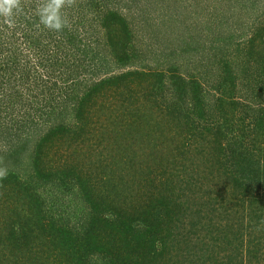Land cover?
<instances>
[{"label": "trees", "instance_id": "trees-1", "mask_svg": "<svg viewBox=\"0 0 264 264\" xmlns=\"http://www.w3.org/2000/svg\"><path fill=\"white\" fill-rule=\"evenodd\" d=\"M85 1L73 0L77 28L57 30V25L64 23L57 19L60 0H0V103H8L0 109V260L3 257L8 264H90V259L97 256L102 264H264V157L254 158L253 153L258 149L253 151V134L261 132L264 137V72L260 77L257 69L252 70L249 95L256 107L252 109L234 100L238 93L231 69L239 64L234 58L238 62L243 58L242 51L215 31L207 34L206 43L201 39L184 40L179 52L187 54L188 69L179 73L182 66L171 59L179 52L173 55L171 51L159 70L147 72L152 74L148 80H152L137 96L131 84L140 88L147 73L146 66H134L140 57L133 47L135 27L128 12L123 14L105 0L85 32H94L97 44H101L99 38L103 39L110 62L106 65L98 61L104 74L95 73L96 78L85 80L89 83L83 85L84 80H77L80 71H74V63L81 53L88 54L83 44L89 45L82 44L80 36V28L87 26L83 12L89 1ZM131 2L137 4L136 0ZM50 7L51 15L45 11ZM87 21L89 25L90 20ZM258 25L259 22L250 25L255 32L253 41L264 37V27ZM32 54L36 56L35 63L31 61ZM193 56H199L195 69L191 67L196 62ZM246 57L249 58L248 53ZM258 58L264 71V57ZM215 67L224 76L221 81L225 76V80H231V101L227 106L231 113H239L238 126L226 118L222 99H215L213 108L217 113L213 114L212 105L203 95L201 80L210 77L208 70ZM114 69L119 71L113 72ZM242 73L246 80L247 71ZM39 99L46 104L36 109ZM106 99L113 101L108 103ZM138 100L170 110L173 120L185 121L187 125L191 120L208 123L210 118L211 125L200 129L207 134L205 140L208 135L213 138L211 156L225 167L224 175L233 194L230 200L219 204L218 195L200 194L195 186L191 193L182 195L183 188L176 183L160 182L157 186L166 193L160 198L149 193L150 199H145L139 213L133 215L117 205L123 202L124 189L115 184L121 182L118 175L115 178V171L112 170L108 181L98 180L102 185L98 189L92 179L75 172L77 160L61 169L53 167L54 163L47 165L45 159L52 148H61L63 139L67 149L75 146V150L88 141L93 149L88 146L90 151L86 152H97L101 143L97 138L92 141V137L102 134V130L93 127L100 121L93 122L92 117L103 116L104 127L111 122L113 106L114 113L120 111L114 102L125 106ZM18 103L34 104L30 110L21 111ZM48 103L57 105L49 107ZM47 106L54 122H44L46 131L41 134L42 130L32 123ZM30 115L32 120H23ZM217 115L222 120L212 124ZM11 116H22V120L13 121ZM243 129L252 132L249 148L244 143L247 135ZM71 156L73 159L74 152ZM47 187L67 197L76 193L89 209L86 221L78 227L69 226L68 219L60 213L59 200L47 203L38 192ZM112 187L117 190L112 192ZM97 190L104 193L103 199L99 200ZM11 195L15 205L22 197L21 206L26 207L15 213L17 207L7 204L13 202ZM238 212L240 216L236 215ZM206 221H211V225L201 227Z\"/></svg>", "mask_w": 264, "mask_h": 264}, {"label": "rangeland", "instance_id": "rangeland-1", "mask_svg": "<svg viewBox=\"0 0 264 264\" xmlns=\"http://www.w3.org/2000/svg\"><path fill=\"white\" fill-rule=\"evenodd\" d=\"M80 1L84 2L85 0ZM88 1L83 12L87 26L80 28L83 31L80 32L81 39H83L81 41L82 44L87 43L89 45L83 44L84 51L88 53V56L81 53L74 63L77 66L74 71H80V75L76 76L77 80H84L82 81L83 85L89 83H86L85 80L96 78L94 77L95 73L104 74L105 70L100 69L98 66L100 62L98 64L97 62L101 60L107 65L111 57L108 55L106 44L103 46V39L99 38L101 44H97L95 41L98 36L94 32H85L94 23L98 13L104 7L102 3L105 0ZM108 1L111 7L118 8L123 14L128 12L127 15L131 16L130 19L135 27L136 35L133 47L140 52V57L136 60L137 62L134 66L137 68L143 65L146 66L144 68L146 73L159 70L160 64L165 62V56L171 51H173V55L174 52L175 54L179 52L184 40L189 42L192 39H201L206 43V39L209 38L207 36L208 33L215 31L221 33L222 37H225V41L228 39L234 46H238L243 56L239 62L238 58L233 59V61L239 63L231 69L232 78L235 76V80H232V83L236 86L238 93L234 100L239 103H245L252 109L256 107L255 103L250 101L249 85H251L250 82L253 78L252 70L257 69L256 72L260 74V77L261 73L264 72L262 70L263 64L258 58L259 56L264 57V37L253 41L255 32L250 25L253 22H259L258 27H264V0H157L156 3L147 4L143 0H136L137 4L132 3L131 0ZM60 4V13L57 19L64 20V23H60L57 30H66V27L77 28L78 17L75 14L77 11L74 9L73 0H60ZM89 4L93 6L89 8ZM96 6L98 7L97 9H95ZM209 10L214 15H211ZM45 11L49 12V15L53 13L51 7L48 10L45 9ZM87 19L90 20L89 25ZM247 53L249 58L246 57ZM251 53H253L252 57L250 56ZM94 54L96 55L95 59L92 58ZM193 57H195L196 62L192 63L191 67L193 66L192 69H195L194 65L199 61V56ZM186 58L187 54L183 52H179L171 58L173 62H177L182 66L179 71L180 74H183L188 69ZM35 59L36 56L32 54V63H35ZM253 59H256V63ZM241 62L244 65H241ZM245 65H247V69ZM258 69H261V71L259 72ZM242 70L247 71L246 80ZM118 71L116 69L113 70L116 73ZM208 72L211 73L210 77L203 78L201 85L206 102L212 105V113H217L213 108V104L216 101L215 99L220 98L222 103L226 104V110L224 109L227 113L226 118L233 120L235 126H238L239 113H231L230 108L227 106L231 101L229 98L231 96V80H225L227 77L225 76L224 81H221L224 76L216 72V67L212 68L211 71L208 70ZM150 75L148 73L145 74L146 79L141 80L140 88H136L134 84H131L133 89L136 90L137 96L142 94L143 89L148 86L147 83L152 80H148ZM220 82L221 84H219ZM226 86L227 88L223 90V87ZM242 86L245 88L242 89ZM113 100L116 101V98ZM113 100L106 99L105 102L112 103ZM38 101V106L35 105L36 109H39L42 104H46L42 103L40 99ZM114 103L118 105L120 111L114 113L116 106H113L110 116L111 122L105 125L107 128L103 127V116L100 118L92 117L93 122L96 119L100 121L93 127L97 128V131L102 130V134L96 133L92 137V141L97 138V141L101 143L96 150L97 152H92V154L86 152L90 151L88 146L91 148L88 141L84 142L83 145L80 144L75 150L73 148L75 146L67 149L65 139H63L61 148L57 149L56 146L52 148L50 156L45 159L46 162L48 161L47 165L54 163L53 167L61 169L77 160L75 161L78 163L75 172L81 177L92 179L98 189L102 186L101 184L99 185L100 182L98 180L105 178L108 181L109 176L113 174L112 170L115 171V178L117 179L118 175L121 180V182L115 184L124 189L123 202L120 201L117 205L123 206V212L132 213L133 215L139 213L138 209L141 208V204L145 199H150L149 193H152L155 198H160V195L166 193L165 189L161 191V186H157L160 182H164L166 185L173 182L176 183L177 187L183 188L181 190L182 195L191 193L192 188L195 186L197 188L196 191L199 190L200 194L206 195L209 193L212 197L218 195L217 203L219 204H222L223 200L224 203L230 200L233 194H231L229 189V179L224 175L225 167L223 168V164L220 166L219 161L214 156H211V153L214 152L211 149L213 144L211 145L212 141L210 139L213 138L208 135L207 140H205L207 134H202L200 129L205 125H207V128L211 125L209 124L210 118L208 123L204 122L207 124H198L196 120H191L190 124L187 125L185 121L173 120L170 110L168 111L166 108L156 106L153 103L142 100H138L137 103H127L125 106H120L118 102ZM1 104L4 106L0 109L6 108L7 106L5 105H8V103ZM32 104L34 103H18V107H22L21 111L30 110ZM47 105L56 106L57 104L48 103ZM48 106L45 110H40V116L38 115L35 119L31 118V115L29 118L23 119H33V127L37 128V130L41 129V134L46 131L44 122L49 119V123L52 124L54 122V115L53 117L52 115L49 116L48 108L50 106ZM5 118L9 119L8 116H2V119ZM10 119H13V121L22 120V116H11ZM220 120L222 118L217 115L214 117L212 124ZM99 125L104 129H101ZM191 126L194 128L192 127V129ZM244 131L248 137L245 138L244 143L249 148L251 146L249 143L253 138L251 136L252 132L250 130ZM253 135L256 141L253 151L258 148L253 152L254 158L259 156L262 158L264 157V137L261 132ZM73 152L75 157L73 156V159H71ZM112 189V192H114V189L117 190L114 187ZM38 192L43 198L47 199V203L49 200H55L56 198L59 200L60 213L66 217V220L68 219L69 226L78 227L86 221L89 209L77 197L76 193L70 191L71 194L67 197L59 190L49 187L38 190ZM97 193H99V200L104 198V193L100 194V190H97ZM20 198V203L17 205H15L12 195V204L7 202L10 208L17 207V209H14L15 213L26 207L21 206L24 201L22 197ZM238 213L236 215L240 216V212ZM205 224L211 225V221L201 223V227ZM89 262L90 264H102L101 259L97 258V256L92 257ZM0 264H8L7 259L2 257Z\"/></svg>", "mask_w": 264, "mask_h": 264}, {"label": "clouds", "instance_id": "clouds-1", "mask_svg": "<svg viewBox=\"0 0 264 264\" xmlns=\"http://www.w3.org/2000/svg\"><path fill=\"white\" fill-rule=\"evenodd\" d=\"M57 27H59V25H57Z\"/></svg>", "mask_w": 264, "mask_h": 264}]
</instances>
